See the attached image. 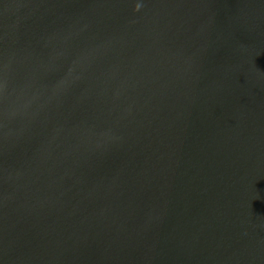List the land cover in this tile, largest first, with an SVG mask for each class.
I'll return each instance as SVG.
<instances>
[{
    "label": "water",
    "instance_id": "95a60500",
    "mask_svg": "<svg viewBox=\"0 0 264 264\" xmlns=\"http://www.w3.org/2000/svg\"><path fill=\"white\" fill-rule=\"evenodd\" d=\"M0 264H264V0H0Z\"/></svg>",
    "mask_w": 264,
    "mask_h": 264
}]
</instances>
